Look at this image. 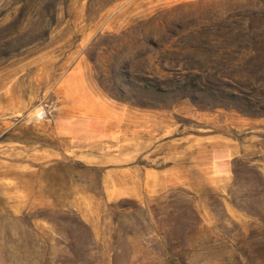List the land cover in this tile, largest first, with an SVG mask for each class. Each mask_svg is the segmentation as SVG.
Here are the masks:
<instances>
[{
  "label": "rangeland",
  "instance_id": "rangeland-1",
  "mask_svg": "<svg viewBox=\"0 0 264 264\" xmlns=\"http://www.w3.org/2000/svg\"><path fill=\"white\" fill-rule=\"evenodd\" d=\"M0 264H264V0H0Z\"/></svg>",
  "mask_w": 264,
  "mask_h": 264
},
{
  "label": "trees",
  "instance_id": "trees-1",
  "mask_svg": "<svg viewBox=\"0 0 264 264\" xmlns=\"http://www.w3.org/2000/svg\"><path fill=\"white\" fill-rule=\"evenodd\" d=\"M258 105H260L259 103H258ZM251 107H256V104H254V106H251ZM260 109H263V108H260ZM263 111V110H262Z\"/></svg>",
  "mask_w": 264,
  "mask_h": 264
}]
</instances>
